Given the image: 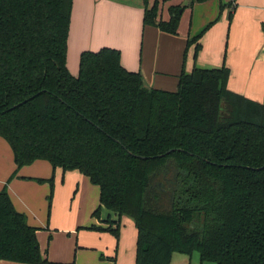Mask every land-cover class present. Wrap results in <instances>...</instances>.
Wrapping results in <instances>:
<instances>
[{"label": "trees", "instance_id": "trees-1", "mask_svg": "<svg viewBox=\"0 0 264 264\" xmlns=\"http://www.w3.org/2000/svg\"><path fill=\"white\" fill-rule=\"evenodd\" d=\"M236 1L220 0V12ZM144 2L145 26L178 35L187 5L170 7L164 21L159 0ZM73 7L74 0H0V137L17 167L0 191V264H49L39 228L8 192L18 171L37 161L99 187L93 216L104 207L119 221L89 230L119 239L121 219L134 221L136 264H171L174 253L264 264V104L229 89L225 63L184 68L174 92L146 85L112 48L83 52L72 75ZM213 24L188 41L195 61ZM37 181L50 183L52 198L54 177Z\"/></svg>", "mask_w": 264, "mask_h": 264}, {"label": "crops", "instance_id": "crops-1", "mask_svg": "<svg viewBox=\"0 0 264 264\" xmlns=\"http://www.w3.org/2000/svg\"><path fill=\"white\" fill-rule=\"evenodd\" d=\"M148 1L150 8L155 0ZM230 1L222 0L224 5ZM159 2V15L164 21L170 19V7L187 5L178 35L144 25V0H74L68 51L71 74H79L83 52L112 48L121 52L123 67L130 72H140L146 85L174 92L184 68L190 73L195 67L211 69L225 63L231 71L229 89L264 104V0H237L235 10L226 7L222 13L220 0H207L192 6L191 0ZM230 13H233L232 23L229 22ZM211 23L214 24L200 40L202 49L195 61L196 44L188 48V41ZM16 169L13 151L0 137V191ZM52 177L54 206L50 217H47L46 199L51 185L37 179L49 180ZM91 184L89 178L79 172L54 170L48 162L37 161L18 171L8 184V192L16 210L28 215L29 224L39 228L41 251L49 264H136L137 229L134 221L126 217L121 219L119 239L106 232L88 229L92 225L107 228L110 221H119L115 213L104 207L99 216H93L101 203L98 186V201L93 198L86 201L84 193L94 190ZM73 189V201H77L68 209ZM79 192L84 199V209L78 202ZM68 232L67 238L58 235ZM43 236H48V239H43ZM188 260L193 264V257L174 253L171 264H185ZM1 264L19 263L4 261Z\"/></svg>", "mask_w": 264, "mask_h": 264}, {"label": "rangeland", "instance_id": "rangeland-1", "mask_svg": "<svg viewBox=\"0 0 264 264\" xmlns=\"http://www.w3.org/2000/svg\"><path fill=\"white\" fill-rule=\"evenodd\" d=\"M92 185V187H94V190H92L93 191V194L94 195H92V197H91V192L92 191H90V190H88L87 192H85L84 193V195H87L86 196V201H87V199H89V198H93V199H95V200H97L98 201V196H97V191L98 190H96V189H98V187L97 186H95V185H93V184H91ZM77 189V188H76ZM77 192V191H76ZM51 191H50V194H49V196H48V199H46L47 200V217L49 216L50 217V215H51V211H52V208H53V201H54V197H55V187H54V190H53V194H52V198H50L51 197ZM79 198H78V202L83 206V209H84V199L81 197V192H79ZM74 196H75V189H73L72 191H71V193H70V197H69V199H68V204H67V206H68V209L70 208V205H71V203H76V199H75V202L73 201L74 200ZM75 205V204H74ZM74 205H73V207H74ZM83 209H82V211H83ZM80 213H81V211H80ZM25 214V213H24ZM27 217H28V215H26ZM103 216H104V212H103ZM54 217H56L55 216V213L53 212V218ZM124 217H126V216H124ZM126 218H129V217H126ZM129 219H131V218H129ZM132 220V219H131ZM83 221V218L80 216V222H82ZM133 221V220H132ZM121 227H122V225H121ZM62 228V227H61ZM121 231V230H120ZM106 233H108V232H106ZM66 234H68V235H70V233L68 232V233H65V234H58L59 236H64L65 238H67V236H66ZM108 234H110V235H112L113 237H114V235L113 234H111V233H108ZM42 238V235H41V237H40V239ZM39 239V238H38ZM43 239H48V236H46L45 238H44V236H43ZM187 256V255H186ZM189 258L190 257H193V264H199V262H198V260L197 259H199V253H194L193 254V256H188ZM177 264H184V263H177ZM185 264H190L189 263V260L187 261V263H185ZM203 264H210V263H203Z\"/></svg>", "mask_w": 264, "mask_h": 264}]
</instances>
